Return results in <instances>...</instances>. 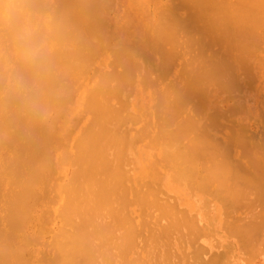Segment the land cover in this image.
<instances>
[{"label": "bare ground", "instance_id": "obj_1", "mask_svg": "<svg viewBox=\"0 0 264 264\" xmlns=\"http://www.w3.org/2000/svg\"><path fill=\"white\" fill-rule=\"evenodd\" d=\"M110 1L28 0L48 33L55 79L51 84L50 102L40 116L12 105L6 94L0 93V264H227L231 254L228 252L232 251L219 254L225 250L213 253L202 246L199 240L205 237L202 236L205 230L197 222V214L175 205L176 201L171 202L173 194L166 197L161 181L187 190L191 197L197 198V203L204 205L200 206L202 209L210 203L213 206L207 195L216 198L215 202L222 205L219 214L222 211L227 218H222L225 220L222 222L233 238L249 235L243 241L256 242H248L249 247L238 242V249L242 246L240 252H245L241 257L249 256L253 246L264 240L261 238L264 237V214L260 212L264 208L261 207L264 206L261 198L264 167L261 168V159L260 163L250 159L246 165L261 168L252 173L234 163L240 155L245 158L248 152L245 140L249 142L251 137L239 127L237 131L242 133L232 127L233 132L237 136L244 132L249 139L244 137L243 141L242 135L241 140L247 145L237 141L240 137L236 138L233 132H230L233 137L224 134L235 139L232 143V138L229 142L226 140L228 146L241 143V148H247L242 149L244 153L239 151L234 159L229 155L233 148L229 150L223 146L222 137L219 142V136L209 133L214 134L213 121L217 125L218 116L217 109L207 112L206 97L212 90H218V93H228V99L232 98L239 94L232 95L243 86L242 82L248 85L247 80L251 76L255 78L250 60L256 55L255 47L261 42L258 40L264 37L261 32L264 29L260 31L264 24V0H180L183 5H196L195 9L192 7L193 12L189 8L190 12L184 15H178L177 10L167 13L161 9L163 5L151 15L153 11L150 14L144 7L138 11L135 33L121 36L119 43L110 40V29L106 31L107 38L105 34L106 17L102 19L101 9L107 6L104 7L107 10ZM185 42L197 46V59L193 56L195 52H190L194 49L190 47V50ZM3 46L6 61L11 54L6 40ZM178 46L191 54L182 53ZM178 49L185 58L192 55V61L188 57L191 62H185ZM175 50L183 61L182 64L175 62L180 73L172 76L170 68L174 65ZM154 65L161 71L155 74L158 77H154ZM169 75L172 79L167 80ZM149 89L155 96H151V105L145 102L144 96L140 97L139 106L130 102L133 92L143 95ZM233 110L228 114L236 113ZM228 114L224 113L225 119ZM83 119L86 122L82 126ZM262 122L261 130L264 129ZM254 140L252 137V148L257 145L258 139ZM137 143L146 155L141 165L135 164L133 158ZM257 147L262 151L253 148L254 151L264 153V146ZM157 164L164 169L161 174L155 170ZM251 178H257L258 184ZM255 188L259 190L252 191ZM248 191L256 196L248 197ZM158 192L166 195L165 198ZM252 197L255 200L258 197L261 205L258 200L249 203ZM256 204L260 210L249 211H255L252 214L258 216L257 223L248 219L244 222L246 214L235 215L236 210L256 207ZM38 208L41 212L36 214ZM204 209L202 214H210L211 209L207 208L208 213ZM215 210L212 212L217 213ZM257 226L263 229L261 233ZM207 227L212 228L211 223ZM208 228L206 236L211 234ZM254 229L263 235L259 238L257 233L253 235ZM230 232L227 236H232ZM228 242L225 247L235 245V241L232 245ZM38 243L44 246L32 248ZM258 244L264 248L262 241ZM260 246L251 252L255 255ZM207 254L208 260L204 258ZM253 254L246 257V264L251 263Z\"/></svg>", "mask_w": 264, "mask_h": 264}, {"label": "rangeland", "instance_id": "obj_2", "mask_svg": "<svg viewBox=\"0 0 264 264\" xmlns=\"http://www.w3.org/2000/svg\"><path fill=\"white\" fill-rule=\"evenodd\" d=\"M107 1V0H106ZM111 2V4H110V6L107 8V10L104 8V7H107V6H102L103 8L101 9V10H103V12H101V13H103V14H101V15H103V17H102V19H104V17H106V19H105V34H106V38H107V36H108V34L109 33H111L110 34V40L111 41H117V42H115V43H119V42H121L122 41V38H124V37H127V36H131V35H133V33H135L134 32V29H133V27H134V25H135V20H136V17H137V14H138V11H139V9H141V8H147L148 10H149V12H150V14L152 13V11H153V13L151 14V15H155V13H156V10L157 9H160L161 7H162V5H163V7L161 8V9H163V10H165V11H167V13L169 12V10H170V12H172L173 10H174V12L177 10V14L178 15H184V14H187V12L189 13L190 11L191 12H193V10L195 9V6H192V5H187V4H185V5H183L182 3V1L180 2V0H178V2H180L179 4H178V2L176 1V0H145L144 2L142 1V0H111L110 1ZM172 2V3H171ZM109 2H107V4H108ZM171 3V4H170ZM177 5H176V4ZM106 4V5H107ZM260 4H262V3H260ZM259 4V5H260ZM263 4H264V1H263ZM109 5V4H108ZM144 5V6H143ZM152 5V7H150ZM176 5V6H175ZM179 6V7H178ZM182 6H185V10H184V7H182ZM188 8H187V7ZM194 9H193V8ZM175 8V9H174ZM187 8V9H186ZM190 8V11L188 10ZM263 8V12H264V7H262ZM150 9H152V10H150ZM192 9V10H191ZM111 10V11H110ZM172 10V11H171ZM186 10H188V11H186ZM107 11V12H106ZM104 12H106V14L104 13ZM155 12V13H154ZM259 12H261V16H262V11H261V9H260V11ZM173 13V12H172ZM104 14H105V16H104ZM176 14V15H177ZM260 14V13H259ZM264 16V15H263ZM262 16V17H263ZM192 19V18H191ZM262 19H264V18H262ZM110 20V21H109ZM142 20V19H141ZM185 23V20H184V22H183V24ZM110 24H111V26H110ZM183 24H182V26H183ZM109 25V26H108ZM123 25V26H122ZM109 27H111V28H109ZM261 28H263L264 29V24L260 27V31L262 30ZM111 30V31H108V32H106L107 30ZM126 29V30H125ZM175 29V28H174ZM119 31V32H118ZM122 31V32H121ZM125 31V32H124ZM262 32V35H264L263 33H264V30H262L261 31ZM124 34V35H123ZM121 36H122V38H121ZM115 38V39H114ZM262 38V39H261ZM260 39L261 40H258V42L259 41H261L260 42V44H256L257 46L255 47V50H254V52H255V54L257 55H252V58H251V60H250V62L252 63V69L254 70V68H255V70H254V72L255 73H253L254 74V79L253 78H251V77H253V76H251L250 78H249V80H247L246 82L248 83V85L247 84H244L245 82H242V85L243 86H241V88L239 89V91H237V92H235V93H232V95H234V94H236V93H238L239 92V94H236L235 96H232V98H227L226 97V94H228V93H224V92H220V93H218L219 91L218 90H212L208 95H207V97H206V103H207V106H208V109H207V112L209 113V112H213L215 109H217V110H215L216 111V115L218 116L217 118L218 119H216V115L213 113H210L211 115H214L215 116V118H214V116H211V118H214V119H216L217 120V125H216V121H213V122H215L214 123V130H216V129H220V131H218V130H216V132L213 130V132H214V134L212 133V131L211 132H209V133H211L212 135H214L215 137L216 136H219V139H218V137H217V139H218V141L220 142V137H222L221 138V141H222V139H223V146H224V144L226 145V147L228 146L227 145V141L226 140H228L229 138H230V136L228 137V136H225L226 134L228 135V134H230L231 135V133L234 131V129H235V131H237L238 129V127H239V130L241 129V131H245V133H246V135L247 136H251L250 137V139L247 137V136H244L245 134H244V132H243V136L242 135H240V136H237V134H236V132L234 133L235 134V137L237 138V137H240V140L238 139H236L237 141H240L241 143L244 141L243 140V138L244 137H246V138H248L249 139V142H248V140L246 139L245 140V142L246 143H248V145L244 142V143H242V144H244V145H247L248 147V152H246V154L244 155V159H243V157L241 156V159H240V156H238V160L237 161H234V163H236V164H239L240 166H242V168L243 169H247V170H249L250 172H255V169L259 166V165H257V167L255 166V164H254V169H252V166H250L249 164H247L246 165V163H248V161L250 160V159H255V162H256V160H258V162L260 163L261 161V168H263L264 167V162H263V160H264V153H262V152H260L259 150H261L262 148H259V147H257V146H261V147H263L264 145L262 144L261 145V142H264V141H262L263 139L262 138H260V137H264V136H262L261 134L263 133L264 134V129L263 130H261L262 128H263V120H264V118H263V116H264V41L262 42V40H263V38L264 37H261ZM121 40V41H120ZM181 41H182V38L180 39ZM179 40V42H180V44H181V41ZM147 42V41H146ZM149 42V41H148ZM147 42V44L148 45H150V42L148 43ZM257 42V43H258ZM185 45H187V46H189L188 48L190 49V50H192V48L195 50H192V51H190L188 48H187V46H184V47H186L187 49H188V52L190 51L191 53L192 52H195V55H194V53H193V56L196 58V52H197V50L198 49H196L197 48V46H195L193 43H187V42H185L184 43ZM191 45V46H190ZM181 46H182V44H181ZM262 46V47H261ZM179 47V46H178ZM190 47H192V48H190ZM182 49L183 47H179V49ZM257 48V49H256ZM178 49V53H179V50ZM186 49V50H187ZM185 50V49H184ZM185 50V51H186ZM183 51V49L181 50V52ZM176 52V50H175V52L173 51V59H175V61H173L174 62V65H173V67H172V69L170 68V70H172L171 72L172 73H170L172 76H175L177 73H180V72H178V68H179V64H178V67H177V63H180V62H182L183 61V59H182V61H181V57H180V55L178 56V54H176L177 53ZM187 53V51L186 52H182V53H184V54H191V53ZM253 52V53H254ZM157 56V58L156 59H158V55H156ZM175 56H176V58L178 59V61H176V58H175ZM180 57V58H178V57ZM182 56V55H181ZM188 56V55H187ZM192 56V55H191ZM190 56V57H191ZM160 57H162V56H160ZM183 58H184V61L186 60L188 63L189 62H191L192 61V59H191V61H190V59L187 57V58H185L184 56H182ZM193 58V57H192ZM155 59V60H156ZM187 59H189V61L187 60ZM194 59V58H193ZM197 59V58H196ZM159 60V59H158ZM161 60V59H160ZM163 60V59H162ZM172 58L170 59V61H169V63L172 65L173 63H171L172 61ZM185 61V62H186ZM194 61V60H193ZM196 61V60H195ZM194 61V62H195ZM198 61V60H197ZM196 61V62H197ZM156 62V61H155ZM158 62V61H157ZM156 62V63H157ZM163 62V61H162ZM175 62H177V63H175ZM254 62H256V63H254ZM153 63H154V61H153ZM250 63V64H251ZM180 64H182V63H180ZM257 64H258V66H257ZM253 65H254V67H253ZM153 67L154 68H156V71H154L155 69H153ZM152 67V70L155 72H153V74L155 75H159V73L161 72V71H159V70H157V65L155 66H153ZM158 67H160L159 65H158ZM261 67V68H260ZM160 70H162V68L160 67L159 68ZM158 71H159V73H158ZM252 74V75H253ZM257 74V75H256ZM153 75V76H154ZM154 76V77H158V76ZM171 75H169L166 79L168 80V79H172V76ZM180 74H178L177 76H179ZM165 79V80H166ZM253 79V80H252ZM263 80V81H262ZM260 82V83H259ZM169 83V82H168ZM164 84V83H163ZM167 84V82L165 83V85ZM161 85H162V83H161ZM247 86H249V87H247ZM180 87H183V86H180ZM247 87V88H246ZM153 92V90H147V91H144V94L143 95H138V94H136V92H133V94L131 95V97H130V102L131 101H133L134 103H136L138 106H139V104L138 103H140V105L142 104L141 102H142V99L140 98V97H142V96H144V98H145V102L146 103H149L150 102V105H151V103L153 102L152 101V98H151V93ZM221 93H224V94H221ZM153 94V93H152ZM231 94V93H230ZM229 94V95H230ZM244 94V95H243ZM246 94V95H245ZM137 95V96H136ZM145 95L147 96V97H145ZM238 95H243L242 97H240V96H238ZM154 96V95H153ZM152 96V97H153ZM228 96V95H227ZM155 97V96H154ZM237 97V98H236ZM224 98H225V100H224ZM247 98V99H246ZM250 98V99H249ZM140 101H139V100ZM215 99V100H214ZM241 99V100H240ZM249 100V101H248ZM137 101H139V102H137ZM243 102L244 101V104H240L241 102ZM76 102H73V104H75ZM73 104H70V107L71 106H73ZM136 105V106H137ZM238 105V106H237ZM243 105V106H242ZM240 106H241V109H240ZM210 107H212V108H210ZM151 109H152V106L150 107ZM150 108H147V109H150ZM237 108V109H236ZM243 108H244V110H243ZM145 109V108H144ZM144 109H143V111H144ZM233 110L232 112H234V111H236V113L234 112V114L232 115V114H228V112H230L229 110ZM261 110H262V112H261ZM131 111H133V110H131ZM146 111H148V113H149V110H146ZM241 111V112H240ZM219 112V113H218ZM144 113H146L145 111H144ZM220 113H221V115H220ZM224 113L227 115H229L228 117L226 116V118L227 119H225V116H224ZM261 113H262V115H261ZM219 115H220V117H219ZM224 116L223 118L221 117V116ZM260 117H262V118H260ZM224 119H225V121H224ZM263 119V120H262ZM145 120H147V118L145 119ZM224 121V122H223ZM86 122V119H83L82 121H81V123H82V126L84 125V123ZM212 122V123H213ZM224 123L222 126H224L223 128H220L221 127V125L220 124H218V123ZM211 124V123H210ZM228 125V126H225V125ZM232 126H231V125ZM243 124V125H242ZM244 124H245V126H247V127H249V130H248V128H247V130H245V126H244ZM239 125H241V126H239ZM215 126H217V127H215ZM230 126V127H229ZM232 127H234V129L232 128ZM245 127V128H244ZM262 127V128H261ZM228 128H230V129H232V130H230V129H228ZM242 128H244V130H242ZM238 130V131H239ZM222 131V132H221ZM237 131V133H239ZM240 131V133H242ZM261 131H263L262 133H260ZM231 132V133H230ZM239 133V134H240ZM256 134V136H255V134ZM216 134V135H215ZM225 134V135H224ZM253 134H254V136H253ZM258 134V135H257ZM261 135V136H260ZM232 137L234 136L233 134L231 135ZM241 136H242V140H241ZM259 136V137H258ZM226 137H228V138H226ZM231 137V138H232ZM252 137H254L255 138V140L254 141H256V139H258L257 140V142H255V143H257V145H255L254 144V146H256V147H253V148H257V149H259V150H257V152L256 151H254L255 149H253L252 148V146H253V141H252ZM258 137V138H257ZM230 138V139H231ZM225 139V140H224ZM260 140H261V142H260ZM231 141V140H230ZM234 141H235V139H234ZM233 141V138H232V141H231V143L232 142H234ZM259 141V142H258ZM228 142H229V140H228ZM235 143H237V142H235ZM235 143H233V144H235ZM239 144L240 146L242 145V144ZM259 143V144H258ZM230 144V143H229ZM250 144V145H249ZM135 145V144H134ZM243 145V146H244ZM130 146V145H129ZM230 146H232V147H230ZM230 146H228L227 148L229 149V150H231V148H233L231 151V153L229 154V155H231L230 157H232L233 159L234 158H237V157H235L238 153H239V151H242V149H247L246 148V146H244L245 148H241L240 146H238L237 144L235 145V146H233V145H231L230 144ZM250 146V147H249ZM225 147V148H226ZM238 147H240V148H238ZM129 148V151H130V147H128ZM226 148V149H227ZM251 148V150L249 151V149ZM227 149V150H228ZM136 151L135 153H136V156H135V154L132 152V156L134 155L135 157H133L134 158V160H135V164H137L136 162H138V163H140V165L141 164H144V163H141V162H144L145 160H146V155H145V153H144V150L143 149H141V150H139V143H137L136 144V146L134 147V149H133V151ZM128 151V154L129 153H131V151L129 152ZM244 151V150H243ZM242 151V153H244ZM261 153V156H260V154H259V152ZM262 151V150H261ZM228 152V151H227ZM256 152V153H255ZM264 152V151H263ZM155 154H156V151H155ZM240 154H241V152H240ZM262 154H263V156H262ZM243 155V154H242ZM131 156V155H130ZM254 156V157H253ZM259 156L261 157V158H259ZM263 157V158H262ZM232 158H230L231 159V161L233 160ZM261 159V161H259ZM236 160V159H235ZM243 160V161H242ZM247 161V162H246ZM251 161H253V160H251ZM250 161V162H251ZM246 162V163H245ZM254 162V161H253ZM134 164V163H133ZM251 164H252V162H251ZM131 165H132V163H131ZM156 166V168H155V170L159 173L160 172V174L164 171V169L159 165V164H157V165H155ZM131 167H134V166H131ZM130 167V168H131ZM260 167V166H259ZM129 168V167H128ZM260 168V169H261ZM132 169V168H131ZM260 169H258L259 171H260ZM257 169H256V171H258ZM264 168L261 170V173H264ZM263 171V172H262ZM263 177H264V175H263ZM251 179H253V180H255L256 182H257V184H258V181H257V178H251ZM263 179V178H262ZM262 179H260L261 181H263ZM260 181V182H261ZM238 184H240V182H238ZM261 184V183H260ZM263 184H264V182H263ZM160 185H161V188H162V191H165L166 192V195H161V193L163 194L164 192H162L161 191V189H160V191H161V193L160 192H158L159 193V195L160 196H162L163 198H165V196L166 197H168L169 195H171V194H173L172 196H171V198L173 199V200H171V202H177L178 204H176V203H174L175 205H177V206H179L180 208L181 207H183L184 209H186V210H190L191 209V211L196 215L197 214V222H199V225H200V227H201V225H202V231L203 230H205V232H203V235L202 236H205V237H202V238H200V240H199V243L200 244H202V246L203 245H205L204 247L205 248H209V249H211L210 251L212 252V250H213V253H219L222 249H224L225 251H221L219 254H221L222 252H228V251H232V252H228V254H232V253H234V254H232V256H231V254L229 255L230 257H228V258H230V260H229V262L227 263V264H246V261H244L245 259H247L248 257H250V256H252L251 254H253V252H251L252 250H253V248H252V246L250 245V247L252 248V250L250 251V252H248L249 250H250V248H248L249 246H248V242H251V241H248V242H246V241H243L244 240V237L245 236H247V235H243V236H241V238L243 237V239H238V237L237 236H239V235H237L236 237H234L233 238V235H232V233L230 232V231H228L227 229V227L225 226V224L222 222V221H225V220H223L222 218H224L223 217V215L221 214V212L222 211H220V214H219V210H221V207H222V205H221V203L220 202H218L217 200H216V202H215V200L214 199H216V198H214L212 195H207L206 196V199H211V201H213L212 202V204H213V206L211 205V203L209 204V206H210V208H209V206L207 207V206H205V207H207L208 208V210L209 209H211V210H209V211H211V212H209L210 214H207V215H210V216H212V218L211 219H208V217H206L207 215H204V213L202 214V212H203V209L200 207V206H202V207H204V205H201V203H197V198L196 197H191L190 195V193L187 191V190H185L184 188H180V187H178L176 184H174V183H167V182H160ZM241 185H243V183H241ZM261 187H263V186H261ZM259 188H260V186H259ZM257 188H255L254 190H252V191H255ZM257 190H259V189H257ZM262 190H264V189H262ZM252 191H248L249 192V195L250 196H248V197H251V195L253 196V195H255L256 196V194H251L252 193ZM263 192V191H262ZM262 192H261V194H262ZM165 194V193H164ZM263 194H264V192H263ZM262 194V195H263ZM243 195V194H242ZM259 195H260V193H259ZM176 198H175V197ZM209 196V197H208ZM210 196H212V197H210ZM254 196V197H255ZM261 196V195H260ZM170 198V197H169ZM196 198V199H195ZM258 198V197H257ZM256 198V200H258ZM261 198H262V200H264L263 198H264V195H263V197L261 196ZM176 199V200H175ZM249 199V198H248ZM247 199V200H248ZM252 199H254L253 197H252ZM252 199L249 201V203L250 202H254V201H256L255 199L252 201ZM261 200V199H260ZM261 200V201H262ZM195 201H196V203H195ZM183 202V203H182ZM210 202V201H209ZM246 202V201H245ZM264 202V201H263ZM257 203L259 204V206L261 205L260 203H259V200L257 201ZM216 204V205H215ZM218 204V205H217ZM255 204V203H254ZM199 205V208H197V206ZM257 205V204H256ZM255 205V206H256ZM134 206H136V205H134ZM258 205L256 206V207H249V208H245L244 209V207L243 208H240L239 209V211H241L240 213H239V211L238 210H236V213H235V215L236 216H242V215H244V214H246V215H244V217H245V219L243 220L244 222L247 220L248 222H251V223H257V219H255V217L257 216V215H254V214H252L253 212L255 213V211H249V209H253V208H255V210H257V209H259L260 207H259ZM137 207L139 208V206L137 205ZM178 207V208H179ZM261 207H264V206H262L261 205ZM197 208V209H196ZM207 208H205L206 210H207ZM220 208V209H219ZM200 209H202V211L200 210ZM205 209H204V211H205ZM215 209H217V210H215ZM243 209V210H242ZM247 209V210H246ZM264 210V208H261V211L260 212H262L261 214H264V212H263V210ZM208 210H207V213H208ZM212 210H215L217 213H215L214 211L212 212ZM254 210V209H253ZM260 210V209H259ZM259 210H258V212H259ZM38 211V213H36V214H39L40 212H41V210H39V208L36 210V212ZM198 211V212H197ZM256 214H257V211H256ZM216 215V216H215ZM234 215V216H235ZM260 215V214H259ZM215 216V217H214ZM217 216H219V218L217 217ZM247 216V217H246ZM264 216V215H263ZM205 217V218H204ZM243 217V216H242ZM210 218V217H209ZM214 218H216V220H213ZM235 218H239V217H235ZM257 218H258V216H257ZM261 218H262V215H261ZM260 218V219H261ZM222 219V220H221ZM224 219H227L226 217L224 218ZM241 220H242V218H240ZM260 219H258V220H260ZM264 219V218H263ZM209 220H211V221H209ZM240 220V221H241ZM240 221H239V223H240ZM264 220H262V222H263ZM207 222V223H206ZM214 222V223H213ZM209 223H211V225H212V228H208L207 227V224H208V226H209ZM216 223V224H215ZM222 223H223V225H222ZM243 223V222H242ZM253 223V224H254ZM260 222H258V224H259ZM262 224V223H261ZM263 225V224H262ZM262 225H260V227L262 226ZM223 226V227H222ZM255 226V225H254ZM220 227H221V229H220ZM259 226H257V228H258ZM259 227V228H260ZM263 227V226H262ZM205 228V229H204ZM207 228L209 229V230H211V234H209L208 233V235L210 236H206V235H204V233H206L207 232ZM252 228V230H253V227H251ZM259 228H258V232H260L261 231V229L262 228H260V230H259ZM213 229V230H212ZM225 229V230H224ZM256 229V228H255ZM255 229H254V231L252 232V233H254L255 232ZM264 229V228H263ZM262 229V230H263ZM208 230V231H209ZM221 231V233H220V231ZM252 230H250V231H252ZM227 232H230L231 233V235L232 236H230V235H228L229 236V238H227L228 236H227ZM258 232H255V233H257V237L259 238V236L261 237L263 234H259ZM213 233V234H212ZM251 233V232H250ZM251 233V234H252ZM253 234V235H255L256 236V234ZM261 233V232H260ZM262 233H264V230H263V232ZM207 234V233H206ZM236 234H238V233H236ZM240 235H241V233H239ZM253 235H250V236H253ZM212 236H214V238L212 237ZM235 236V235H234ZM249 236V235H248ZM248 236L246 237V238H248ZM255 236H253V239H255L254 237ZM240 237V236H239ZM257 237H256V239H257ZM211 238H213V239H211ZM218 238V239H217ZM250 238V237H249ZM252 238V237H251ZM261 238H264V237H261ZM210 239L212 240V241H210ZM253 239H249V240H253ZM216 240V241H215ZM237 240H239V241H237ZM241 240V241H240ZM246 240V239H245ZM214 241V242H213ZM229 241V242H231V245L233 244V242L235 243V245L233 244L232 245V248H230V250H229V248L228 247H225V245L227 244V242ZM257 241V240H256ZM260 241H262V246L264 247V240L263 239H261ZM260 241L259 242H257V244L256 245H258V247L260 246V244H258V243H260ZM216 242H218V244H219V246H218V244H217V246H215V244H216ZM220 242V243H219ZM228 242V243H229ZM238 242H244V243H246V245L248 246H245V248H248L247 250V252H248V254L249 253H251V254H249V256H243V257H241L242 256V254H244L245 255V252L244 253H242V252H240V250H241V248H242V244L240 245L241 246V248L240 249H238ZM254 242V241H253ZM253 242H251V243H253ZM215 243V244H214ZM248 243V244H247ZM250 243V244H251ZM254 243H256V242H254ZM39 244V245H38ZM37 245H35V246H33L32 248H37V247H40L41 248V246L43 247L44 246V244H40V243H38ZM209 244H211V246L209 245ZM230 244V243H229ZM231 245H228V246H231ZM244 245V244H243ZM253 245V244H252ZM255 245V246H256ZM224 246V247H223ZM227 246V245H226ZM236 246V247H235ZM238 246V247H237ZM253 246L254 247V252H255V248H257L258 249V247L256 246ZM212 247V248H211ZM226 248H228V249H226ZM233 248H235V249H233ZM244 248V247H243ZM208 249V250H209ZM214 249H215V251H214ZM261 250V251H260ZM260 250H256L257 251V253H255V255L253 254V257H251L250 258V261H251V263H249V262H247V264L249 263V264H264V251H262V250H264V248H261V246H260ZM187 251H189V250H187ZM243 251V250H242ZM178 252H179V250H178ZM211 252H209V255H210V253ZM260 252V253H259ZM263 252V253H262ZM212 253V254H213ZM225 254V253H224ZM247 254V253H246ZM226 255H227V253H226ZM207 257V258H206ZM210 257V256H209ZM220 257H225L224 259H226V256H222V255H220ZM204 258L205 259H207L208 260V254L207 255H204ZM228 258H227V260H228ZM176 260V259H175ZM221 260V259H220ZM223 261V260H222ZM220 262V261H219ZM226 262V261H225ZM222 264V263H221Z\"/></svg>", "mask_w": 264, "mask_h": 264}, {"label": "clouds", "instance_id": "obj_3", "mask_svg": "<svg viewBox=\"0 0 264 264\" xmlns=\"http://www.w3.org/2000/svg\"><path fill=\"white\" fill-rule=\"evenodd\" d=\"M4 40L11 53L6 61ZM54 79L49 36L36 11L28 0H0V93L12 105L40 116L50 102Z\"/></svg>", "mask_w": 264, "mask_h": 264}]
</instances>
